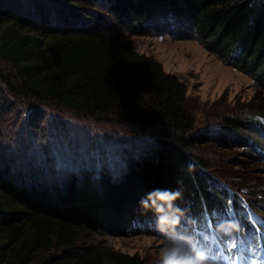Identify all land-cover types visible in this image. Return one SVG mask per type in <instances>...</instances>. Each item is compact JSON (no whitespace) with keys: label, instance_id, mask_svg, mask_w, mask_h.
Instances as JSON below:
<instances>
[{"label":"trees","instance_id":"obj_1","mask_svg":"<svg viewBox=\"0 0 264 264\" xmlns=\"http://www.w3.org/2000/svg\"><path fill=\"white\" fill-rule=\"evenodd\" d=\"M127 34L195 39L264 93V0H0V56L12 71L0 84V264H144L79 242L157 224L154 190L181 193L172 204L187 228L206 230L208 217L219 229L220 215L233 208L253 232L241 199L195 149L217 141L263 154L264 114L223 116L218 135L195 133L185 82L135 50ZM21 100L134 126L137 134L114 142L115 165L91 154L65 164L54 146L9 133ZM40 120L36 111L27 124L38 130ZM239 193L253 213L263 207L262 191L250 194L255 199Z\"/></svg>","mask_w":264,"mask_h":264},{"label":"rangeland","instance_id":"obj_2","mask_svg":"<svg viewBox=\"0 0 264 264\" xmlns=\"http://www.w3.org/2000/svg\"><path fill=\"white\" fill-rule=\"evenodd\" d=\"M127 37L135 50L155 57L167 72L176 74L185 82L188 105L198 124L195 133L218 135L220 133L218 125L223 116L247 119L254 116L255 120L262 119L264 93L261 89L255 86L249 75L220 60L199 41L172 37L170 34L164 36L127 34ZM11 72L9 64L0 56L2 75L0 84L1 78L11 76ZM17 104L19 109L10 113L11 119H15L20 112L23 113L20 115L18 125L10 126L9 133L13 134L12 137L20 135L34 147L54 146L53 153L65 164L84 159L85 154L86 156L91 154L96 160L105 159L108 164L113 165L118 162L114 142L121 138L135 137L137 134L134 126L100 122L73 113L62 106L39 103L32 105L28 100L17 101ZM36 111L40 112L41 119L38 121L40 126L38 130L30 128L27 124L28 117ZM99 143L103 150L98 156L96 151L92 153L88 148L93 147L94 150ZM195 153L209 163L213 176L227 188L229 194L241 199L239 206L243 209L249 203L242 197L240 191L247 194L250 199L254 198L250 195L253 192L262 191L264 194V153L238 144L223 145L217 141L196 147ZM257 213V217L264 225V205ZM222 216L225 217L227 214ZM229 220H233L231 215ZM229 220L226 223H230ZM188 225L189 222L182 221L177 231L195 238L192 235L193 227L187 228ZM261 228L264 231V228ZM241 233H247L243 226ZM235 235L236 229H229L224 237L227 239ZM169 243L168 235L159 231L155 222H144L138 224L135 231L129 235L87 234L80 240L79 247L95 248L104 245L131 256L138 255L144 264H159L161 250Z\"/></svg>","mask_w":264,"mask_h":264},{"label":"clouds","instance_id":"obj_3","mask_svg":"<svg viewBox=\"0 0 264 264\" xmlns=\"http://www.w3.org/2000/svg\"><path fill=\"white\" fill-rule=\"evenodd\" d=\"M157 213V227L162 233L168 235L169 245L161 250L159 264H215L207 249L201 248L195 238L183 232L177 231L180 225L181 210L174 208L172 202L181 196L179 191L154 190L149 194ZM157 200L162 203H157ZM142 204L148 207V200H142ZM230 228H238V225H229ZM224 230V225L219 226Z\"/></svg>","mask_w":264,"mask_h":264},{"label":"snow or ice","instance_id":"obj_4","mask_svg":"<svg viewBox=\"0 0 264 264\" xmlns=\"http://www.w3.org/2000/svg\"><path fill=\"white\" fill-rule=\"evenodd\" d=\"M252 264H264V257H261L258 260H253Z\"/></svg>","mask_w":264,"mask_h":264}]
</instances>
